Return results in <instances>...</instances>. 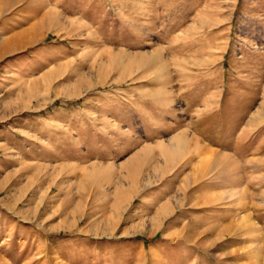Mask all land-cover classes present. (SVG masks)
Listing matches in <instances>:
<instances>
[{"label": "rangeland", "instance_id": "1", "mask_svg": "<svg viewBox=\"0 0 264 264\" xmlns=\"http://www.w3.org/2000/svg\"><path fill=\"white\" fill-rule=\"evenodd\" d=\"M7 1L0 264H264V0Z\"/></svg>", "mask_w": 264, "mask_h": 264}, {"label": "bare ground", "instance_id": "2", "mask_svg": "<svg viewBox=\"0 0 264 264\" xmlns=\"http://www.w3.org/2000/svg\"><path fill=\"white\" fill-rule=\"evenodd\" d=\"M17 0H10V1H7V3H5V5L6 4H8V5H10V6H13V5H15V2H16ZM33 29V28H32ZM31 29V30H32ZM16 37H14V38H11V39H9L8 40V42H6V43H4V46L6 47V46H8V45H10V44H14L15 42H16V39H15ZM1 52V51H0Z\"/></svg>", "mask_w": 264, "mask_h": 264}, {"label": "crops", "instance_id": "3", "mask_svg": "<svg viewBox=\"0 0 264 264\" xmlns=\"http://www.w3.org/2000/svg\"><path fill=\"white\" fill-rule=\"evenodd\" d=\"M139 146V148L140 147H142L143 145H141V144H139L138 145ZM161 153V152H160ZM138 154H142V155H146L145 157H146V159L148 158H150V156H151V149L150 148H146V147H144L142 150H141V152L139 151V153ZM161 155V154H160Z\"/></svg>", "mask_w": 264, "mask_h": 264}]
</instances>
